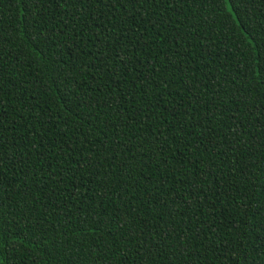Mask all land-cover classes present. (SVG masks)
<instances>
[{
  "label": "trees",
  "instance_id": "trees-1",
  "mask_svg": "<svg viewBox=\"0 0 264 264\" xmlns=\"http://www.w3.org/2000/svg\"><path fill=\"white\" fill-rule=\"evenodd\" d=\"M0 259L264 264V0H0Z\"/></svg>",
  "mask_w": 264,
  "mask_h": 264
},
{
  "label": "snow or ice",
  "instance_id": "snow-or-ice-1",
  "mask_svg": "<svg viewBox=\"0 0 264 264\" xmlns=\"http://www.w3.org/2000/svg\"><path fill=\"white\" fill-rule=\"evenodd\" d=\"M36 2H37V3H42L43 0H36ZM118 2H119V0H103V3H104L105 5H107V4H109V3L115 5V4L118 3ZM136 2H137V3H140V4L142 5L143 0H136ZM159 2H160V0H157V3H159ZM218 2H219V3H224L225 0H218ZM128 3H132V0H128ZM85 6H87V5L85 4ZM125 6H127V5H125ZM228 7H229V9H231L232 7L239 8L240 5H239V4H235V3H231V2H230V3L228 4ZM257 63H259V61H257ZM254 71L256 72V74H257L258 76L261 74V69H260V68H256ZM241 203H243V201H241ZM0 264H3V260H2V259H0Z\"/></svg>",
  "mask_w": 264,
  "mask_h": 264
}]
</instances>
